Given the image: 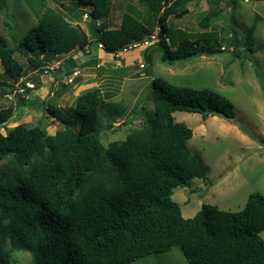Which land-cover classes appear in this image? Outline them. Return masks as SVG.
<instances>
[{
    "label": "trees",
    "instance_id": "1",
    "mask_svg": "<svg viewBox=\"0 0 264 264\" xmlns=\"http://www.w3.org/2000/svg\"><path fill=\"white\" fill-rule=\"evenodd\" d=\"M137 1L158 28L151 41L155 40L154 50L160 52L163 62L172 63L197 51L213 54L225 49L199 48V39L185 38L174 47L166 43L168 17L186 14L185 5L192 0ZM205 1L208 9L198 23L208 28L223 13L220 3L226 0ZM236 1L228 0L230 10ZM111 2L77 0L75 6L85 8L82 15L88 12V22L95 23L90 37L61 11L37 0V22L21 40L10 45L0 30V65L6 81L24 75L16 52L29 55L30 67L40 69L47 54L60 55L76 48L84 51L86 45L101 42L110 55V51L153 33L148 22L129 12L122 14L118 27H109ZM5 6L6 0H0V13ZM229 13L227 36L233 50L250 49L254 25L237 30L236 19ZM69 17L76 19L79 14ZM148 45L136 50L144 51L145 57ZM1 86L4 92L5 82ZM151 86L152 116L107 147L98 138V111H103L107 129L118 127L114 120L121 114H108L111 95L98 87L75 98L77 128L71 119L48 107L60 122L53 134L43 123L46 115L33 125L19 123L0 131V160L12 158L0 171V264H15L11 259L14 250L28 251L33 264H128L174 247L181 249L187 264H264L260 235L264 195L250 193L238 211L203 203L187 218L171 198L174 187L206 176V168L187 147L192 129L175 121L172 113L197 112L203 118L217 115L231 120L232 103L211 89L178 86L160 77H152ZM13 113L12 105L0 107V127Z\"/></svg>",
    "mask_w": 264,
    "mask_h": 264
},
{
    "label": "rangeland",
    "instance_id": "2",
    "mask_svg": "<svg viewBox=\"0 0 264 264\" xmlns=\"http://www.w3.org/2000/svg\"><path fill=\"white\" fill-rule=\"evenodd\" d=\"M44 3L61 11L68 20L77 23L88 36H93L90 29L94 28L95 23L83 20L81 11L85 8L83 6L77 8L75 6L77 0H44ZM37 4V0H6V6L0 13V30L10 45L21 40L26 31L36 24L39 14ZM185 6L189 9L186 14L180 17L170 15L166 21L164 38L171 42L170 46L174 47L180 40L186 38L199 39L200 43L197 45L199 48L218 49L224 46L225 49L213 54L201 51V55L167 63L160 59V52L154 50L155 40L151 41L146 48L145 57H142L145 68L141 69L137 64L130 65L124 71L127 74L133 72V76L128 75L130 78L124 79L120 87L118 82L111 85L115 88L109 92L111 98L108 100L110 106L107 112L113 114L118 111V114H121L114 120V125L118 127L107 129L105 127L107 119L100 110L97 127L99 141L104 147L113 141L123 140L132 129L141 127L145 119L153 114V102L149 97L152 94V77H160L178 86L208 88L224 95L232 103L231 120L217 115L203 118L197 112L172 113L175 121L183 122L192 129L187 147L206 168L204 178L193 177L173 188L171 198L180 206L181 215L187 218L193 216L203 203L215 205L221 210L238 211L243 208L250 193L258 192L264 195V0H237L231 10L228 0L223 1L220 3L223 13L219 18L212 20L208 28L201 27L198 23L208 9L205 0H192ZM230 11L236 19L237 30L254 25L253 44L250 49L242 46L236 51L233 50L232 40L227 36L230 30L226 24ZM124 12L148 22L153 32L157 31L149 11L139 5L137 0H112L107 17L109 24L117 26ZM71 13H78L79 17L72 19L69 17ZM211 31H217L218 34L208 33ZM52 56L47 54L45 58L51 59ZM15 57L23 66L24 75H29L35 70L30 67L29 55L16 52ZM91 62L86 70L95 72L99 69L96 67L98 61ZM46 63L48 62H44ZM79 70L82 75V69ZM42 76L46 75L39 73L32 75L35 89L41 83ZM77 77L74 83L66 85V90L71 89L78 81ZM6 79L0 65V88ZM92 87H84L82 90L75 88L74 92L83 93ZM73 94L70 95L65 108L54 106V109L58 116L71 119L73 127L77 128L79 117L73 110L75 98ZM27 101L30 102V99L25 100V104H28ZM10 104L13 106V103ZM4 105L0 102V107ZM39 109L46 115L45 117L52 116L44 107ZM15 112L5 125L0 127V131L11 129L19 123L33 125L40 119V114L31 116L24 110L20 114ZM58 127L59 123L52 120L46 125V130L53 134ZM10 159L11 156H6L0 160V171L2 165L8 164ZM260 235L264 239V230ZM11 259L15 264H33L28 251L14 250ZM128 264H187V262L181 249L174 247L168 251L142 256Z\"/></svg>",
    "mask_w": 264,
    "mask_h": 264
},
{
    "label": "crops",
    "instance_id": "3",
    "mask_svg": "<svg viewBox=\"0 0 264 264\" xmlns=\"http://www.w3.org/2000/svg\"><path fill=\"white\" fill-rule=\"evenodd\" d=\"M108 23L110 22L108 21ZM119 24L117 26H112L111 24H109V27L115 28L118 27ZM89 49H90V53H85L84 51L76 48L68 53L52 56L53 58H56L55 60L53 58L51 59L46 58L45 62L47 61L48 63L59 62L60 63L59 68L55 72H51L46 76H42L41 83L38 84L36 86V89H34L30 93V98H29L30 102L27 101L28 104H25L26 102H20L18 99H16L15 101L7 100L3 96V90L0 91V99H1L0 102H3L5 104L4 106L12 105L10 104V102L13 103L14 111H16L15 114L18 113L20 114L24 110L28 112V114H30L31 116L32 114L34 115L40 114V118H41L45 114L39 111L40 110L39 107L41 108L44 107L45 109L49 107L52 108L54 112H55L54 106L65 108V106H67V103L70 99V95L73 94L75 88L82 90L84 87L93 86L100 88V90L103 91L104 93H109L111 92L112 89L115 88V86L113 87L111 86L112 84L114 85L116 84V82H118L119 87L122 86V81L124 79H126L129 76H133L132 74L133 72H129V74H127L126 71H124V69L130 67V65H136L138 60L143 61L142 57H144L143 55L144 51L134 50L130 53H127L119 61V60H114L110 55L104 52V49L98 48L95 45H91ZM89 62L91 63L97 62L101 64V66H99V69L101 68L102 69L101 70L98 69L95 72L87 71ZM73 68L82 69V73H81L82 75H79L77 77L78 81L72 85L71 89L66 90L65 88L67 84L66 85L61 83L57 84V82L59 78L68 74L70 70ZM138 70L136 72H138ZM6 83L7 81H5V84ZM72 83H74V81ZM80 93L81 92L78 93L74 92L73 95L76 98ZM75 98H74V102H75ZM44 119L46 125H49V122H51L52 120H55L57 121V123H60L59 120L53 115L50 117L49 116L45 117Z\"/></svg>",
    "mask_w": 264,
    "mask_h": 264
},
{
    "label": "built area",
    "instance_id": "4",
    "mask_svg": "<svg viewBox=\"0 0 264 264\" xmlns=\"http://www.w3.org/2000/svg\"><path fill=\"white\" fill-rule=\"evenodd\" d=\"M83 20H88L89 15L88 12H84L82 15ZM158 31V28H157ZM157 31L153 32L150 35L144 36L141 39L138 40H133L128 42L127 44L118 47L114 49L113 51H110V56L114 60H120L122 59L127 53H130L136 49H138L140 46H146L150 43L151 40L155 39L157 36ZM166 43L168 44L169 41L166 40ZM97 47L104 49V46L101 42L97 43ZM224 47L221 46V49ZM84 52L88 53L90 51L89 46L86 45L84 47ZM138 60V59H137ZM59 62H54V63H46L43 65L40 69H35L34 71H31L29 75H22L16 79H10L7 81V84L4 86V92L3 96L9 100V101H15L16 98L22 97L24 99H29L30 98V93L35 89V84L32 80V75L39 73L40 75H48L49 72H53L59 68ZM137 65L140 68H143L145 66L143 61H137ZM100 64L97 63L96 67H99ZM80 75V70L79 68H74L71 72L68 74L62 76L61 78L58 79V82L61 84H70L74 81V79Z\"/></svg>",
    "mask_w": 264,
    "mask_h": 264
},
{
    "label": "water",
    "instance_id": "5",
    "mask_svg": "<svg viewBox=\"0 0 264 264\" xmlns=\"http://www.w3.org/2000/svg\"><path fill=\"white\" fill-rule=\"evenodd\" d=\"M202 54V52L201 51H197V52H195L194 54H192V55H190V56H187V57H185L184 59H187V58H190V57H192V56H196V55H201ZM154 95V93H152L151 94V96H153Z\"/></svg>",
    "mask_w": 264,
    "mask_h": 264
}]
</instances>
